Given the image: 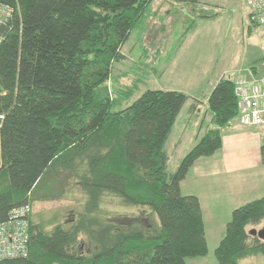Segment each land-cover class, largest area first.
Wrapping results in <instances>:
<instances>
[{
	"label": "trees",
	"instance_id": "trees-1",
	"mask_svg": "<svg viewBox=\"0 0 264 264\" xmlns=\"http://www.w3.org/2000/svg\"><path fill=\"white\" fill-rule=\"evenodd\" d=\"M0 2L13 8L0 24V223L12 209L32 207L28 255L0 264H188L205 256L200 199L183 194L181 183L197 160L221 149L222 129L239 121L236 83L224 78L215 86L208 100L215 126L170 171L166 144L187 94L141 92L157 63L140 67L130 85L108 89L153 0ZM261 151L264 163V145ZM65 172L76 175L85 209L71 226L47 231L35 223L33 205L49 178ZM106 195L158 221L103 216ZM262 220L264 196L234 209L216 248L218 264L264 256V240L247 231ZM80 235L91 253L81 252Z\"/></svg>",
	"mask_w": 264,
	"mask_h": 264
},
{
	"label": "rangeland",
	"instance_id": "rangeland-1",
	"mask_svg": "<svg viewBox=\"0 0 264 264\" xmlns=\"http://www.w3.org/2000/svg\"><path fill=\"white\" fill-rule=\"evenodd\" d=\"M174 5L168 0H153L151 12L153 11L155 14L150 12L142 26L132 33L123 48L126 60L117 65L113 73L118 81L117 83L114 80L108 82V89L113 93L114 84L130 85L140 77V67L147 63H157V72L151 71L150 76L146 75L147 83L140 84L141 92L151 88L178 90L187 94L188 98L166 144L170 155V171H175L184 156L205 136L211 127L215 126L209 104L204 101L211 88L209 78L212 75L205 72L208 74L205 76L197 74L195 80L192 79V73L196 72L195 67H199V71L206 70L211 63H214V46L211 45L209 36L200 42H195L194 45L183 40L181 34L192 23L189 18L186 21L185 12L180 13L186 23L181 25L179 34L172 37L164 34V23L169 22L168 19H166L168 22H164V11L173 9ZM174 11V14L178 15L177 7H174ZM199 63L201 64L199 65ZM139 96L140 94L133 100ZM127 104L124 103L123 106H127ZM51 178L46 182L48 184H45V188L39 192V200L33 205L35 223H39L47 231L59 224H64L66 227L71 226L73 221L78 218L79 213L84 211L86 201L85 194L77 184L76 175L65 172L60 176L53 177V180ZM192 187L201 194L202 188L205 190L208 186L205 181L195 180ZM232 197L237 199L233 190ZM222 205V213L219 212L220 214H217L215 218L210 214L209 208H206L208 253L205 256L188 258V264H218L216 248L225 234V225L232 218L231 208L234 204L230 205L223 201ZM106 213H109L110 217L118 222L126 217L137 218L146 226L151 222L158 221L157 217L152 215L148 209L126 206L122 204L119 197L111 195H106L103 198L101 215L104 216ZM209 214L210 216H208ZM224 218H226L225 221ZM257 225L247 226V231L250 233L253 228L258 230L262 228ZM79 246L83 254L91 253L93 248L85 235H80ZM240 264H264V256H248L241 260Z\"/></svg>",
	"mask_w": 264,
	"mask_h": 264
},
{
	"label": "crops",
	"instance_id": "crops-1",
	"mask_svg": "<svg viewBox=\"0 0 264 264\" xmlns=\"http://www.w3.org/2000/svg\"><path fill=\"white\" fill-rule=\"evenodd\" d=\"M168 1L175 5L173 9L164 11V22L169 20L164 23V34L171 37L179 34L181 25L186 23L180 13L185 12L186 21L189 18L192 23L188 27L184 25L186 28L181 34L183 40L194 45L209 36L211 45L214 46V63L200 71L199 67L194 66L196 72L192 73L193 81L197 74L205 76L208 74L205 72H209L212 75L209 78L211 88L204 101L208 102L212 90L224 78L236 83L262 74L264 30L252 20L251 10L245 0ZM174 7L178 8V15L174 14ZM151 13L155 14L153 11ZM263 145L264 126H244L236 120L222 129L221 149L212 156L202 157L195 162L181 183V190L185 195L198 196L204 220L206 208H209L213 218L222 213L223 201L234 204L231 208L233 212L234 209L264 196ZM195 180L205 181L208 186L205 190L202 188L201 194L192 187ZM232 190L237 199H233ZM226 226L227 224L224 228ZM257 226L262 227L259 230L264 229V220ZM253 229L259 231L257 228Z\"/></svg>",
	"mask_w": 264,
	"mask_h": 264
},
{
	"label": "built area",
	"instance_id": "built-area-1",
	"mask_svg": "<svg viewBox=\"0 0 264 264\" xmlns=\"http://www.w3.org/2000/svg\"><path fill=\"white\" fill-rule=\"evenodd\" d=\"M252 20L264 30V0H245ZM13 8L0 2V24L12 17ZM1 38V34H0ZM239 122L244 126H264V71L250 80L236 82ZM29 204L11 210L9 219L0 223V259L25 257L29 251Z\"/></svg>",
	"mask_w": 264,
	"mask_h": 264
},
{
	"label": "water",
	"instance_id": "water-1",
	"mask_svg": "<svg viewBox=\"0 0 264 264\" xmlns=\"http://www.w3.org/2000/svg\"><path fill=\"white\" fill-rule=\"evenodd\" d=\"M2 120H3V117L0 116V125L2 123ZM250 234L251 235H255V236H258L260 239L264 240V229H261L259 231H257L256 229H252L250 231Z\"/></svg>",
	"mask_w": 264,
	"mask_h": 264
},
{
	"label": "bare ground",
	"instance_id": "bare-ground-1",
	"mask_svg": "<svg viewBox=\"0 0 264 264\" xmlns=\"http://www.w3.org/2000/svg\"><path fill=\"white\" fill-rule=\"evenodd\" d=\"M239 82V81H238Z\"/></svg>",
	"mask_w": 264,
	"mask_h": 264
}]
</instances>
